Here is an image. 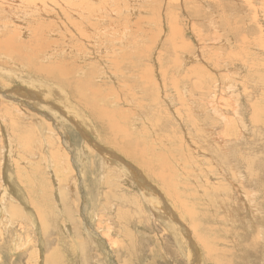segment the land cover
Instances as JSON below:
<instances>
[{
	"label": "rangeland",
	"instance_id": "1",
	"mask_svg": "<svg viewBox=\"0 0 264 264\" xmlns=\"http://www.w3.org/2000/svg\"><path fill=\"white\" fill-rule=\"evenodd\" d=\"M15 1L18 0L2 2L6 11L12 13L4 12L9 19H0V24H4L0 25V264H264V56L261 59L260 53L251 51L246 59L252 69H226L230 75L222 72L227 62L218 64L223 54L228 57L234 52L245 60L247 49L241 40H258L257 20L263 27L260 36L264 34L260 10L263 0H222L223 9L219 12L211 0L141 1L139 11L145 14L135 19L148 17L147 23L140 26H148L150 34L141 38L139 33V46L132 44L134 47L123 53L127 60L119 65L118 73L112 65L118 57L109 50L95 53L83 41V47L74 48L75 44L64 34L71 30L69 21L77 20L72 16L63 18L64 12L60 11V15H55L53 5H46L52 0H38L40 4L26 0V5L22 0L19 4ZM113 2L109 13L115 10L117 1ZM202 2L211 3V8ZM91 4L96 16L90 24L99 28H94L97 35L92 41L105 42L101 40L106 24H117L123 19L117 16L118 11L115 16L103 15L96 0L80 5L86 9L84 13L92 8ZM41 5L47 6L46 12L38 8ZM158 6L165 16L175 18L168 20L161 15L160 24L157 14L146 13ZM212 17L219 27L217 31L208 27ZM149 18L155 22L148 23ZM167 24L183 35L177 45H188L187 51H179L184 60L180 71L173 66L177 60L174 49L164 51ZM194 26L202 31L200 48H207L203 56L218 52L219 57L202 56L205 64L185 62V54L191 55L200 45ZM157 29L162 33L155 38L158 42L150 39ZM217 35L227 39L225 46L215 40ZM122 38L126 41L128 37ZM109 39L104 43L107 48L112 44ZM7 43L12 47L9 50L15 52L6 51ZM57 51L63 56L51 60L53 76L37 72L30 65L37 66L40 59L50 64L51 56L44 61L41 57L45 53L58 54ZM81 55H85V61ZM256 58L259 63L254 67ZM123 60L119 58V62ZM125 64L131 68H124ZM213 64L222 66L219 69ZM65 66L73 69L69 76L84 82L80 93V83L65 88L64 81H69ZM85 66L86 73H78ZM198 68L202 70L197 71ZM151 69L153 72L148 74ZM163 70L167 71L165 78ZM220 74L227 76L229 82L242 83L237 89L228 90L235 100L242 96L240 113L245 110L244 119L239 116L234 124L220 119L217 110L208 106L207 98L199 99L200 95L194 94L202 89L197 87L195 91L197 83L205 85L202 95L208 96L206 93L217 86L222 94L226 78L215 86L209 81L212 77L221 78ZM109 75L114 77L110 80ZM170 78L179 83L181 93L176 92ZM86 84H95L96 91ZM80 99L85 104L81 105ZM179 117L184 121L180 122ZM85 122H90L91 127ZM244 125L250 128L246 138L240 135ZM110 130L118 135V143L105 140ZM222 136L228 142L222 141ZM64 141L71 146L67 148ZM103 147L120 158L121 161L109 155L119 164L109 162ZM128 148L137 157L129 155ZM259 174L263 182L257 186ZM244 199L249 213L241 207ZM246 218L250 220L248 224Z\"/></svg>",
	"mask_w": 264,
	"mask_h": 264
},
{
	"label": "bare ground",
	"instance_id": "2",
	"mask_svg": "<svg viewBox=\"0 0 264 264\" xmlns=\"http://www.w3.org/2000/svg\"><path fill=\"white\" fill-rule=\"evenodd\" d=\"M4 0H0V19L1 20H4V19H7L8 17H9V15H8V17L5 15V13L4 12H7V14H11L12 12H8V11H6V9H5V5L3 6V4H2V2H3ZM12 1V0H11ZM19 1V0H18ZM18 1H15V2H18ZM29 1V0H28ZM32 1V0H31ZM39 1H41V0H39ZM39 1L38 0H36V2L37 3H39ZM45 1H47V0H45ZM89 0H69V1H67V0H55V1H51L50 3L48 2V4H46V5H48V6H51V5H53L52 6V8H54V10L56 11V14L55 15H60V13H58L59 11L60 12H64V15H62V17L63 18H69L70 16H72V17H75L76 18V20L77 21H69V23H68V26H70V28H71V30H70V32H67V34H64V36L65 37H69L70 38V40L72 41V44H75V46H74V48H81V47H83V42L84 43H86L87 44V47L88 48H91V49H93L94 51H95V53H99V54H103V52H106V51H110V53H111V55H113V57H115V58H117V60L116 61H114L113 63H112V65L114 64L115 66H114V69H115V71L117 72V71H120V64L121 63H123V62H125L126 60H127V58H126V56L125 55H123V53L124 52H126V51H129L128 49L129 48H131L132 49V47H134V46H132V44H136V43H139V33H140V37L141 38H145L146 36H149V34H150V31L148 30L147 31V27L146 26H143V27H145L144 29H142L141 28V26H140V24L141 23H147L146 21H145V19L146 18H148V17H141V19H140V21H139V17L137 18V20L135 19L136 18V16H138L139 14H141V13H143V14H145V12L143 11V12H140L139 10H140V8L141 7H139V3L141 2V1H144V0H114V2H113V0H96V3H97V5H99V6H101V11L103 12V15H107V16H111V14H114L116 11H118V13H117V16H120L123 20L121 21L120 20V22L119 23H117V24H114V23H108V24H106L107 26L105 27V29H103V31L105 32V35H104V37H103V39L101 40V41H105V42H107V40H108V38H110L109 39V42L110 43H112V44H110V48H107L106 47V45H104V43L105 42H100V41H98V39L97 40H94V41H92V39L93 38H95L96 37V32H95V30H94V28L96 29V30H99V28L97 27V26H94V25H91L90 23H91V21H92V19L96 16V11L95 10H93V9H95V6L93 5V4H91V7L92 8H88L87 9V13H84V11L86 10L85 8H83L82 6H80V5H85V3L86 2H88ZM116 1H117V4L114 6V9L115 10H113V11H110V13L108 12V9L110 8V6H111V4H112V2H113V4H115L116 3ZM148 1V0H147ZM171 1V3H174V2H177V1H181V0H170ZM211 1H213V3L215 4V7L217 8V10H218V12H219V9H223V8H221L222 6H221V2H222V0H211ZM229 1V0H228ZM251 1V0H250ZM14 2V3H15ZM23 4L25 3V5H26V3H28V2H26V0H22L21 1ZM21 2H20V4H21ZM182 2V1H181ZM210 2V1H209ZM220 2V3H219ZM238 2V1H237ZM262 2H264V0L262 1ZM11 3H13V2H11ZM37 3L36 4H34V6H36L37 5ZM46 3V2H45ZM44 3V4H45ZM80 3V4H79ZM177 3H179V2H177ZM202 3H204V4H206V6H208L209 8H211V6H209V4H211V3H206V2H202ZM223 3V2H222ZM16 4V3H15ZM18 4H19V2H18ZM40 4V3H39ZM135 4H136V7H135ZM225 4V3H224ZM224 4H222L223 5V7H224ZM44 6V5H41V6H38V8L39 9H41L42 8V11L43 12H46V7L47 6ZM213 5V4H212ZM9 6V5H8ZM19 6V5H18ZM31 6V5H30ZM231 6V5H230ZM11 7V6H10ZM17 7V6H16ZM32 7V6H31ZM177 7V6H176ZM13 8V7H12ZM19 8V7H18ZM51 8V9H52ZM207 8V7H206ZM254 8V7H253ZM260 8V7H259ZM9 9V11H11V9L10 8H8ZM15 9V8H14ZM17 9V8H16ZM26 9V8H25ZM96 9H97V7H96ZM143 9V8H142ZM177 9V8H176ZM256 9H258V8H256ZM255 9V10H256ZM36 10V9H35ZM252 10V9H251ZM260 10L263 12L262 14H263V18H264V7H262L261 6V8H260ZM28 11V10H27ZM34 11V10H33ZM148 11H150V12H148ZM249 11V10H248ZM257 11V10H256ZM26 12V11H25ZM35 12H37V11H35ZM40 12V11H39ZM151 12H154L155 14H157V16L159 17V22H160V24H162L163 23V18L161 17V15H164L165 16V14L163 13V11H162V9H161V11H160V8H159V6L158 7H153L152 9H150V10H147V12L146 13H150L151 14ZM179 12V11H178ZM214 12V11H213ZM213 12H211V13H213ZM221 12H223V10L221 11ZM255 12V11H254ZM27 13H29V12H26L25 14H27ZM41 13V12H40ZM49 13V12H48ZM252 13V12H251ZM193 14H195V15H197L198 14V16H199V14H203L204 15V13H201V12H193ZM208 13H206L205 15L206 16H208L207 15ZM41 15V14H40ZM47 16V14L46 13H44V16ZM116 14H114V16H115ZM258 15H260V14H258ZM11 16V15H10ZM26 16V15H25ZM28 16V15H27ZM53 16V15H52ZM125 16V17H124ZM191 16V15H190ZM255 16V15H254ZM12 17V19H14V17L13 16H11ZM22 17V16H21ZM38 17V16H37ZM130 18V20H129V18ZM220 17V16H219ZM257 17H259V16H257ZM257 17H255V18H257ZM23 18V17H22ZM46 18V17H45ZM65 18V19H66ZM100 18H103V16H101ZM166 18H168V20H169V18H175V15H172V16H170V17H168V16H165V19ZM190 18V17H189ZM196 18V17H195ZM197 18H200V17H197ZM252 18V17H251ZM260 19H261V17H259ZM9 19V18H8ZM153 19H155V21H156V26H159V24H158V21L156 20V18H155V16H153ZM224 18H222V20H223ZM15 20V19H14ZM30 20V19H29ZM97 20V19H96ZM136 20V21H135ZM226 20V19H225ZM224 20V21H225ZM154 20H152V19H150L149 18V20H148V23H154L155 22ZM167 21V20H166ZM207 21H208V19H207ZM4 22V21H3ZM168 22V21H167ZM252 22V21H251ZM250 22V23H251ZM215 23H217V22H215V20H214V18L212 17V20H211V18L209 19V23H208V27L211 29V30H213V31H217L218 29H219V27H216L215 26ZM7 24V23H6ZM27 24V23H26ZM80 24H82V25H80ZM180 24V23H179ZM249 24V23H248ZM0 25H4V24H0ZM22 25V24H21ZM24 25V24H23ZM63 25V24H62ZM164 25V24H163ZM182 25V24H181ZM217 25H219V24H217ZM226 25H227V22H226ZM250 25V24H249ZM257 25L259 26V28H255V30L256 29H258V36L257 37H259V38H257L258 40L256 41V40H252L251 42H249L250 41V39H246L245 37H243V39L241 40L242 42V44L244 43L246 46V49H247V51L244 53L245 55H243V56H245L244 58H245V60H242V58L240 57L239 58V56L240 55H238L237 53H230V55H228V57H227V55L226 54H223L222 56L223 57H225V59H222V58H220L219 59V62H218V64L220 63V62H222V63H225V62H227L228 63V65H225V66H223L222 68H223V71L222 72H224V74H227V75H230V73H227V71H226V69H234L233 71L234 72H236L237 70H239V69H244V68H241V66H243V67H247L248 69H252V67H251V65L249 64V60L248 59H246V57L248 56V54H250V52L251 51H255V52H257V53H260L262 56L260 57L261 59L263 58V56H264V34L263 35H261L260 36V32H261V30H263L262 28L263 27H261L260 26V22H259V20H257ZM67 26V27H68ZM102 26V25H101ZM154 26V25H153ZM155 26V27H156ZM167 26H168V29H169V34H168V36H167V38H165V43H164V45L165 44H167V46H166V49L164 50L165 52L166 51H168V52H170L171 51V49L173 50L174 49V57L177 59L176 60V62L175 63H173V66L175 65V67L177 68V70H179L180 71V69H181V67H182V63H183V61L184 60H181V57L179 56L180 54H179V51H182L181 52V54L182 53H184V51H187V47H188V45H186L187 43H182V45L181 46H179V45H177V43H178V39H181V38H183L182 36V33H181V31L180 30H178V29H175V30H173V27L170 25V24H167ZM51 27H52V25H51ZM158 29L160 28V27H157ZM194 28H195V30H197V32L195 33L196 34V37H197V39L200 41L199 43H200V45H198V47H197V50L196 51H194V52H192V54L191 55H189V54H187L186 52V58H185V62L186 61H188L189 63H192V62H194V61H196V62H203L204 64H205V59H214V58H216V57H219L218 56V52H212L208 57H206V56H203V52L205 51V50H207V48L206 49H201L200 48V46L201 45H203V42H201V40H203V37H202V35H201V30H198L197 29V27L196 26H194ZM247 28H248V26H247ZM9 29V28H8ZM158 29H157V34L153 37L152 36V38H150V39H154L156 42H158L155 38H158L162 33H160L159 34V31H158ZM170 29H171V32H172V34H170ZM79 30V31H78ZM156 30V29H155ZM25 31V30H24ZM182 31H183V29H182ZM257 31V30H256ZM57 32V30L55 31V30H52V33H56ZM50 33V32H49ZM149 33V34H148ZM156 33V32H155ZM218 33V32H217ZM76 34V35H75ZM164 34V33H163ZM213 34V33H212ZM12 35V34H11ZM17 35V34H16ZM215 35H216V33H215ZM8 36V35H7ZM118 36V37H117ZM162 36V35H161ZM221 36V35H220ZM223 36V35H222ZM122 37H128L127 38V40L126 41H124L123 40V38ZM166 37V36H165ZM212 37H213V35H212ZM214 38V37H213ZM11 39H14L13 37L11 38ZM205 40V39H204ZM215 40L216 41H218V43L220 44V45H223V46H225L227 43H226V41H227V39H223L222 37H218V35H217V37H215ZM248 40V41H247ZM3 41V40H2ZM1 41V44H3V43H5L6 41H8V39L6 38V41L5 42H2ZM10 41V40H9ZM13 41V40H12ZM83 41V42H82ZM90 41V42H89ZM183 41V40H182ZM181 41V42H182ZM207 40H205V42H206ZM208 41H210V40H208ZM197 42V41H196ZM10 43H12V42H10ZM13 43H15V40L13 41ZM52 43V42H51ZM116 43H118V45H120V46H118ZM240 43V44H241ZM31 44V43H30ZM69 44H70V41H69V43L67 42V44L66 45H68L69 46ZM153 44H154V41H153ZM7 45H9V43H7ZM6 45V46H7ZM99 45V47L101 48V49H98V46ZM136 45H138V44H136ZM163 45V46H164ZM1 46V45H0ZM4 46V45H3ZM10 46L11 45H9V46H7L6 48H7V50L6 51H10V50H12V47L10 48ZM14 46V45H13ZM73 46V45H72ZM139 46V45H138ZM158 46V45H157ZM156 46V47H157ZM174 47V48H173ZM241 46H239V48H240ZM9 48H10V50H9ZM14 48H17V47H13V50H14ZM35 48V47H34ZM5 49V48H4ZM18 49V48H17ZM112 49V50H111ZM152 49V48H151ZM89 50V49H88ZM60 51H62V50H60ZM60 51H57V52H59L58 54L57 53H45L43 56L44 57H41L42 58V61H44V59L45 58H47L48 59V57L49 56H51V59L49 60L50 61V64H44L43 62H41V59H40V64H38V62H37V66H35L34 65V63H31L30 65H32V66H34L35 67V71H37V72H44V73H46L47 75H49V76H53L52 74H53V70H52V65L54 64V62L53 61H51L53 58H55V59H57V58H60V57H62L63 56V54H60ZM75 51V50H74ZM131 51V50H130ZM137 51H139V48L137 49ZM153 51V50H152ZM243 50H241V52H242ZM7 52V53H8ZM10 52H15V51H10ZM38 52V51H37ZM89 52V51H88ZM87 52V53H88ZM136 52V51H135ZM240 52V51H239ZM244 52V51H243ZM83 52H81L80 54H82ZM139 53V52H138ZM156 53V52H155ZM214 53V54H213ZM12 54V53H11ZM15 54H17V53H15ZM37 54V53H36ZM77 54H79V53H77ZM85 54V53H84ZM149 54V53H148ZM160 55H159V62H161V55H162V53H159ZM39 55V54H38ZM89 55H90V53H89ZM106 55V54H105ZM157 55V54H156ZM205 55V54H204ZM10 56V55H9ZM82 56V55H81ZM83 56H85V55H83ZM82 56V57H83ZM205 57V59L203 58V57ZM37 57V56H36ZM77 57V56H76ZM97 58L96 59H99L100 57L99 56H96ZM128 57V56H127ZM132 57V56H131ZM31 57H29L28 59H30ZM77 58H79V57H77ZM84 58L85 57H83V61H85L84 60ZM90 57H87V59H89ZM92 58H93V56H92ZM119 58H122V59H124L122 62H119ZM239 58V59H238ZM79 59H82V58H79ZM91 59V58H90ZM148 59V58H147ZM180 59V60H179ZM6 60H8V59H6ZM95 60V59H94ZM225 60V61H224ZM259 59H254L253 60V62H252V64H253V66L254 67H256L257 65H258V63H259V61H258ZM53 62V63H52ZM81 63V62H80ZM127 63H129V62H127ZM132 63V62H131ZM227 63H225V64H227ZM130 64V63H129ZM1 65V64H0ZM66 65V64H65ZM213 65H215V64H213ZM217 65V64H216ZM215 65V66H216ZM260 65V64H259ZM55 66H57V64L55 65ZM58 66H60V65H58ZM87 66V65H86ZM86 66L84 67V68H77V69H79L80 70V72H78V73H80V74H84V73H86ZM127 66H129V65H126L125 64V67L124 68H126ZM132 66H133V64H132ZM136 66V65H135ZM218 66V68L220 69V67L222 66H219V65H217ZM61 67V66H60ZM130 67V66H129ZM174 67V68H175ZM199 67H201V66H199ZM262 67H264V65L262 66ZM32 68V67H31ZM65 68V70H64V73H65V75L66 76H68L67 78H69V81H64V83H65V88H67L68 89V87L69 88H71L72 87V84H78V83H80L79 84V88H78V91L77 92H81V90L80 89H82L81 88V86H83L84 85V82H81V81H79V80H76V79H74L72 76H69L70 74H72V72L71 71H73V69H69V68H67V66H65L64 67ZM131 68V67H130ZM149 68V67H148ZM217 68V69H218ZM69 69V70H68ZM77 69H75V71L77 70ZM213 69V68H212ZM215 69V68H214ZM32 70V69H31ZM66 70H67V72H66ZM71 70V71H70ZM124 70V69H123ZM197 71H200V70H202V69H196ZM8 71V70H7ZM135 71V70H134ZM178 71V72H179ZM206 71V70H205ZM214 71H217V70H214ZM145 72V71H144ZM153 72V70L151 69L149 72H148V74H150V73H152ZM170 72V71H169ZM118 73V72H117ZM232 73V72H231ZM113 74H115V73H113ZM112 74V75H113ZM163 77L165 78V77H167V71L166 70H163ZM174 74V73H173ZM179 74V73H178ZM254 74V73H253ZM112 75L110 76L109 75V78H110V80L114 77H112ZM15 76V75H14ZM81 76V75H80ZM220 76H221V74H220ZM255 76H257L258 78H260L261 76H259L258 74H256L255 73ZM27 77V76H26ZM102 77V76H101ZM143 77V76H142ZM150 77V76H149ZM172 77V76H171ZM174 77H175V75H174ZM187 77H188V75H187ZM186 77V78H187ZM21 78V77H20ZM24 78V77H23ZM177 78V77H176ZM225 78H226V81L224 82L225 84L223 85V88H224V93L222 92V94H220L219 93V91H218V86H217V88H214V90L213 91H211V92H213V93H211L210 91H208V92H210V93H206L208 96H205V94L204 95H202V91L204 90V88H205V85L202 87V86H200V83H199V85H198V83L197 84H195L194 85V89L195 88H197V87H200V88H202L201 89V91H199L198 89H195V91L196 90H198L197 91V93H194L196 96L197 95H200V96H198L199 97V99H204V98H207V104H208V106L212 109V110H217V115L219 116V118L220 119H222L224 122H226L228 125L229 124H231V123H233L234 121H238V117L240 116V117H242L243 119H244V117H245V110L243 111V113H240V106H242L243 104H242V102L240 101L241 99H242V96H241V98H238V96H236L238 99L237 100H235L232 96H229V92H228V90L230 91V89H237V87H240L239 85L240 84H242V83H239L238 81H231V82H229L230 80H227V76H225V75H222L221 76V78H219V79H214L213 77L209 80V81H211L212 82V84H214V86H215V83H217V82H223V80H225ZM81 79H84V77H83V75L81 76ZM167 79V78H166ZM171 79V78H170ZM33 80V79H32ZM35 80V79H34ZM114 80V79H113ZM122 80V79H121ZM171 80H173V79H171ZM176 80V79H175ZM190 80V79H189ZM257 80H260V79H257ZM20 81H22V80H20ZM24 81H25V79H24ZM36 81V80H35ZM127 81V80H126ZM149 81V80H148ZM177 81V80H176ZM182 81V80H181ZM263 81V80H262ZM171 82V81H170ZM30 83V82H29ZM36 83V82H35ZM41 83V82H40ZM116 83V82H115ZM114 83V84H115ZM150 83V82H149ZM194 83V82H193ZM243 83H245V79H243ZM107 84V83H106ZM179 83H175V81L173 80L172 81V85H174L176 88V92L179 94V92H180V89H179V85H178ZM184 84V83H183ZM40 85H42V83L40 84ZM95 85V84H94ZM93 84H90V85H88V84H86L85 85V87H88V88H95V91H96V85L94 86ZM178 85V86H177ZM32 86V85H31ZM180 86H181V84H180ZM193 86V85H192ZM208 86V85H207ZM259 86V85H258ZM39 87V86H38ZM101 87V86H100ZM181 88V87H180ZM209 88V87H208ZM101 89V88H100ZM116 89V88H115ZM193 89V90H194ZM98 90V89H97ZM208 90H210V88L208 89ZM40 91H41V89H40ZM56 91V90H55ZM206 91V90H205ZM42 92V91H41ZM84 91H82V93H83ZM94 92V91H93ZM192 92V91H191ZM207 92V91H206ZM10 93V92H9ZM60 93V92H59ZM97 93H98V91H97ZM181 93V92H180ZM246 93H247V91H246ZM57 94V93H56ZM96 94V93H95ZM193 94V95H194ZM73 95V94H72ZM94 95V94H93ZM191 95V94H190ZM246 95V94H245ZM80 96V95H79ZM40 97V96H39ZM59 98H61L60 97V95L58 96ZM95 97V96H94ZM120 97V96H119ZM228 97H230V101H228L227 102V98ZM231 97H232V99H231ZM63 98V97H62ZM195 98V97H194ZM209 98V99H208ZM257 98V97H256ZM38 99V98H37ZM196 99V98H195ZM40 100V99H39ZM61 100V99H60ZM23 101V100H22ZM38 101V100H37ZM76 101H77V99H76ZM183 101V100H182ZM40 102V101H39ZM44 102V101H43ZM248 102V101H247ZM85 104L84 103V101H81V99H80V104ZM87 103V102H86ZM251 103V102H250ZM44 104V103H43ZM81 104V105H82ZM252 104V103H251ZM37 105L39 106V104L37 103ZM88 105H90V104H88ZM87 105V106H88ZM92 105V104H91ZM249 106V105H248ZM93 107V106H92ZM93 108H95V107H93ZM206 108V107H205ZM254 108H255V105H254ZM253 108V106L251 107L250 106V109L251 110H253L254 109ZM89 109V108H88ZM97 109V108H96ZM95 109V110H96ZM207 109V108H206ZM53 110V109H52ZM86 110V109H85ZM65 111V110H64ZM93 111V110H92ZM97 111V110H96ZM99 112V111H98ZM102 113V112H101ZM253 113H255V112H253ZM65 114V113H64ZM187 115H189V114H187ZM254 115V114H253ZM258 115V114H257ZM65 117V116H64ZM211 117V116H210ZM71 118V117H70ZM69 118V119H70ZM208 118H209V116H208ZM251 118V117H250ZM71 119H73V123H74V118H71ZM189 119L190 120H193L194 122H195V119H193L192 117H189ZM216 119V118H215ZM179 120H180V122H183L184 121V119L183 120H181V118L179 117ZM257 120V119H256ZM255 120V121H256ZM13 122V125H15V123H14V121H12ZM76 122V121H75ZM90 123V122H89ZM89 123H87V122H85V124L87 125V126H89V127H91V125L89 124ZM221 123V122H220ZM222 124V123H221ZM225 124V123H224ZM234 124V123H233ZM254 124V123H253ZM243 125V124H242ZM211 126H214V123L212 122V124H211ZM219 126V125H218ZM198 127V126H197ZM216 127H217V125L216 126H214L213 127V129H216ZM112 128L113 129H115V127L114 126H112ZM221 128V127H220ZM219 130V129H218ZM240 130V129H239ZM93 131V130H92ZM118 131V130H117ZM223 131V130H222ZM237 131V130H236ZM241 133H240V135H241V137H243V138H246L247 136H248V132L250 131V128H249V126L247 125H244L243 126V129H241ZM87 132V131H86ZM104 132L105 133H107V130L105 129L104 130ZM96 133V132H95ZM108 134V133H107ZM112 134L114 135V138H112L113 136H112ZM186 134V133H185ZM62 135V134H61ZM86 136V135H85ZM7 137V136H6ZM103 137H104V135H103ZM118 137V135L117 134H115V133H113L111 130H110V135L108 136V135H105V140L108 142H110L111 144H114V143H118L119 142V139L117 138ZM226 137H228V135H226ZM61 138V137H60ZM89 138V137H88ZM102 138V137H101ZM118 139V140H117ZM222 141H225V142H228V140L225 138V136H222L221 138H220ZM239 139V138H238ZM92 143V142H91ZM220 143V142H219ZM95 144V143H94ZM64 145L65 146H67V148H68V146H71V144H69L67 141H64ZM104 146V145H103ZM120 146V145H119ZM97 146H94V148H96ZM128 147V146H127ZM127 147H126V149H127ZM91 148H93V147H91ZM93 148V149H94ZM101 148V147H100ZM99 148V146H98V150L100 149ZM103 150H104V152H106L107 150L106 149H109V148H102ZM121 149V148H120ZM120 149H119V151H120ZM129 149V151H128V154L129 155H132V156H136L137 157V153L135 154V152L133 151H131L130 150V148H128ZM198 149V148H197ZM69 150V149H68ZM110 150V149H109ZM123 150H125V149H123ZM71 151V150H70ZM127 151V150H126ZM102 152V151H101ZM106 154H108V155H105V156H112V157H115L116 159H118V160H120V158H118V157H116L113 153H110V151L109 152H106ZM126 154V153H125ZM104 156V155H103ZM110 156H109V162L110 163H114V164H119V162H116L115 160H111L110 159ZM126 156H128V155H126ZM133 158V157H132ZM144 158V157H143ZM153 158V157H152ZM104 159V158H103ZM138 159H141L140 157L138 158ZM144 160V159H143ZM121 161V160H120ZM105 162V161H104ZM103 162V163H104ZM145 162V161H144ZM167 162V161H166ZM103 165V164H102ZM121 165H123V164H121ZM116 166V165H115ZM126 166H128V167H131V166H129V164H127L126 163ZM263 166V167H262ZM103 167V166H102ZM261 167H262V171H263V169H264V163H262L261 164ZM121 168V167H120ZM222 167L220 166V169H221ZM132 169V168H131ZM63 169H61V171H62ZM137 170V169H136ZM223 170V169H222ZM12 171V170H11ZM125 171V170H124ZM139 171V170H138ZM127 172V171H126ZM133 172V171H132ZM137 172V171H136ZM135 172V173H136ZM243 172V171H242ZM60 173V172H59ZM131 173V172H130ZM138 173V172H137ZM262 173H263V175H264V171L263 172H261V175H262ZM133 174V173H132ZM139 175V174H138ZM261 175L259 174V180H258V182H257V186L261 183V182H263L262 181V179H261ZM223 176V175H222ZM139 177V176H138ZM224 177V176H223ZM133 179V178H132ZM134 180V179H133ZM140 181V180H139ZM138 181V182H139ZM244 183V182H243ZM210 185V184H209ZM235 185V184H234ZM237 185V184H236ZM235 187V186H234ZM243 191V190H242ZM259 191V190H258ZM239 194V193H238ZM10 195V194H9ZM164 195V194H163ZM215 195V194H214ZM234 195V194H233ZM240 196V195H239ZM242 196H243V194H242ZM163 197V196H162ZM164 197H166V196H164ZM158 198V197H157ZM245 198V197H244ZM148 199V198H147ZM243 199V198H242ZM241 199V200H242ZM158 200V199H157ZM160 200V199H159ZM165 202V201H164ZM163 205V204H162ZM167 205V204H166ZM165 205V206H166ZM181 205H183L182 204V202H181ZM185 205V204H184ZM164 206V205H163ZM176 206V205H175ZM240 206V205H239ZM155 207V206H154ZM184 207H186V206H183V208ZM241 207L244 209V210H246L248 213H249V204L247 203V201L244 199L243 200V203H242V205H241ZM155 208H157V206L155 207ZM154 208V209H155ZM153 209V210H154ZM161 209V208H160ZM250 209H251V207H250ZM172 213H173V211H171ZM253 212V211H252ZM251 212V213H252ZM235 213H236V211H235ZM250 213V214H251ZM94 216V215H93ZM4 218V217H3ZM245 220V222H246V224H248L249 223V219L248 218H246V219H244ZM177 221V220H176ZM250 225V224H249ZM187 226V225H186ZM188 227V226H187ZM92 228V227H91ZM185 228V227H184ZM187 229V228H186ZM176 230H177V228H176ZM179 231V230H178ZM194 232V231H193ZM188 233V232H187ZM190 236V235H189ZM198 237V236H197ZM190 238H191V236H190ZM199 238V237H198ZM197 238V239H198ZM27 239V238H26ZM58 239V238H57ZM192 239V238H191ZM191 239H190V241H191ZM200 240H201V242H203V245H204V247L206 248V242H204L203 240V238L200 236ZM199 240V241H200ZM193 241V240H192ZM181 242V241H180ZM195 243V242H194ZM190 245H191V243H190ZM192 245H193V243H192ZM191 245V247H193ZM260 246V245H259ZM202 247V246H201ZM211 248V247H210ZM193 250H195V247L194 248H192ZM204 249V248H203ZM224 249V248H223ZM74 250V249H73ZM196 252H198L197 250H195ZM213 251V250H212ZM196 252H194V254H196ZM192 253V252H191ZM192 255V254H191ZM218 255V254H217ZM222 255V254H221ZM225 255V254H224ZM194 256H197V255H194ZM221 257V256H220ZM190 258H191V256H190ZM209 258H211L212 259V257H211V255H209ZM222 258V257H221ZM226 258V257H225ZM224 259V258H223ZM194 260V259H193ZM205 260V259H204ZM213 261H214V259H212ZM216 262V261H215ZM234 262V261H233ZM233 262H232V264H233Z\"/></svg>",
	"mask_w": 264,
	"mask_h": 264
}]
</instances>
